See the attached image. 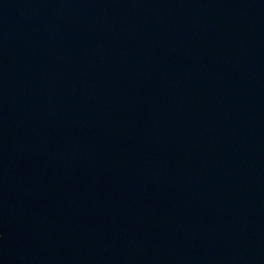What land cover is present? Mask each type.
Masks as SVG:
<instances>
[{
    "label": "water",
    "instance_id": "water-1",
    "mask_svg": "<svg viewBox=\"0 0 264 264\" xmlns=\"http://www.w3.org/2000/svg\"><path fill=\"white\" fill-rule=\"evenodd\" d=\"M0 264H264V0H0Z\"/></svg>",
    "mask_w": 264,
    "mask_h": 264
}]
</instances>
